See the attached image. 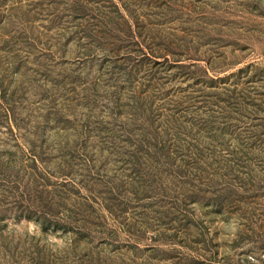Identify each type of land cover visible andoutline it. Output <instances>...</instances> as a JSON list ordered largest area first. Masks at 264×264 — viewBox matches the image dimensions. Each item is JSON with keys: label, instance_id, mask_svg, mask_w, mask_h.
<instances>
[{"label": "rangeland", "instance_id": "374dc122", "mask_svg": "<svg viewBox=\"0 0 264 264\" xmlns=\"http://www.w3.org/2000/svg\"><path fill=\"white\" fill-rule=\"evenodd\" d=\"M0 264H264V0H0Z\"/></svg>", "mask_w": 264, "mask_h": 264}]
</instances>
